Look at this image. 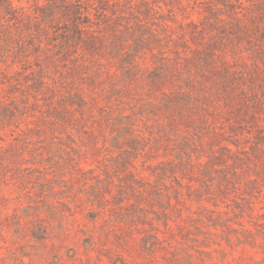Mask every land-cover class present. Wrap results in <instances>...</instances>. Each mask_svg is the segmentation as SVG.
Listing matches in <instances>:
<instances>
[{
	"label": "rangeland",
	"instance_id": "374dc122",
	"mask_svg": "<svg viewBox=\"0 0 264 264\" xmlns=\"http://www.w3.org/2000/svg\"><path fill=\"white\" fill-rule=\"evenodd\" d=\"M0 264H264V0H0Z\"/></svg>",
	"mask_w": 264,
	"mask_h": 264
}]
</instances>
